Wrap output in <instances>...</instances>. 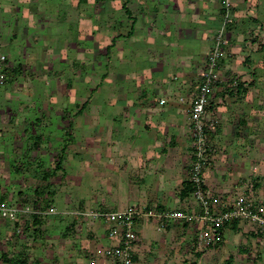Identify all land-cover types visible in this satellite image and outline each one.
Returning a JSON list of instances; mask_svg holds the SVG:
<instances>
[{
	"label": "crops",
	"instance_id": "0c3cea01",
	"mask_svg": "<svg viewBox=\"0 0 264 264\" xmlns=\"http://www.w3.org/2000/svg\"><path fill=\"white\" fill-rule=\"evenodd\" d=\"M241 1L242 7L239 6ZM65 3L69 6L66 8V23L72 22L75 14L80 15L86 5L84 1L76 6L73 0H66ZM109 3L114 7L105 3L107 13L103 16L104 27L100 26L102 29L99 27L97 33V45L102 52L113 50V59L107 64L113 62L114 69L99 68L97 83L91 87L90 76L68 70L71 58L90 51L80 40V35L76 34V40L74 35H70L68 52L63 53L62 49L55 47L50 49L51 38L56 35L52 31L55 28L61 30L64 21L51 17L39 20L36 10L25 13V7L14 3L5 10L2 6L8 5L0 0V47L10 50L11 46H22L20 53L13 54L16 62L3 53L7 60L1 65L6 72H10V79L0 90V131L3 132L0 136L5 148H9V140L14 143L13 158L18 159L19 164L23 162L18 171L22 173L21 170L28 169V175L18 174V183L13 184L18 186L16 193L10 191L5 199L24 202L28 196L44 192L36 198L49 199V207L54 206L59 213L44 219L52 230L42 236L41 241L36 243L39 247L32 251H36V255L44 252L40 259L50 252L52 261L58 264H81L85 262L84 255L94 260L111 243L104 222L78 218L72 212L88 207L121 209L134 205L168 210V207L183 206L192 197L191 194L182 198L180 194L184 183L190 179L192 158L189 94L197 90L202 70L191 54L193 48L204 47L199 55L204 58L205 49L219 30L218 23L224 12L222 2L128 0L125 3V0H110ZM231 3L235 16L264 18V0H231ZM110 13L113 14L112 20ZM243 17L236 19V29L246 26ZM12 18L15 20L12 21ZM22 20L25 21L23 25L17 24ZM257 25H260L259 34L264 35V25L258 21L255 25H247L245 30L250 37L246 36L245 43H242L245 51L250 49L249 42L258 44L251 37L258 30ZM86 38L94 42V36L87 35ZM204 40L207 41L205 46L202 45ZM248 56L251 59L250 53ZM189 60L192 64L190 68L187 67ZM223 63L242 70V65L234 58H225ZM59 66L63 70L58 76L55 69ZM79 77L82 81L77 80ZM219 83L215 92L217 100L211 101L215 104L212 114L220 118L219 137L226 136L227 143L242 142L248 135L241 132L249 133L256 127L253 124L255 107L248 95L254 88L251 81L243 82L244 92L237 93L236 90L225 91L223 82ZM75 84L80 85L79 93H75ZM24 87L27 90L22 93L28 99L21 100L14 93ZM95 88L101 103L88 104L83 95ZM150 91L160 96L158 103L156 99H150L153 94ZM74 110L77 111L75 116L70 114ZM84 110L92 113L90 115L96 120L101 119L96 125L97 130L93 129V120L91 124L88 119L75 120L83 116ZM56 120L59 122L55 124ZM89 124L92 125L90 130L86 128ZM257 127L261 129V126ZM56 143H61V147H56ZM81 150L91 155V164L84 159ZM23 165L28 166L24 168ZM223 165L219 168L223 172L215 174L212 170L211 177L204 173L207 186L214 187L216 191L240 189L245 181L240 185L237 179L247 175L244 174L246 163L240 158L233 165ZM70 169L72 172L69 173ZM233 175L238 177L232 178ZM26 179L32 180V184ZM262 182L259 180L255 184L257 187L258 183L259 199L264 201ZM82 187L88 188L89 193L81 194ZM31 189L33 194L26 192L27 195L21 196L22 192ZM29 202L32 200L25 203ZM142 220L139 219L136 224L137 232L141 234L136 264H183L181 261L184 260L179 257H182L184 248L179 245L185 243V238L191 243L189 252L198 258L191 264L208 261L205 256L211 254V250L207 253L197 250L194 244L196 235L194 241L188 239L191 227L194 226L196 231V225L178 222L173 225L182 224L187 227L186 231H182L181 226L179 229L170 225L159 232L156 224L152 226L146 221L144 223V218ZM47 223L43 225L45 228ZM10 225L14 228V224ZM247 226L251 223L236 220L229 223L224 232L238 230L242 233L247 231ZM174 236L180 237V241L170 246V239ZM163 245L170 247L165 246L164 250Z\"/></svg>",
	"mask_w": 264,
	"mask_h": 264
},
{
	"label": "rangeland",
	"instance_id": "374dc122",
	"mask_svg": "<svg viewBox=\"0 0 264 264\" xmlns=\"http://www.w3.org/2000/svg\"><path fill=\"white\" fill-rule=\"evenodd\" d=\"M65 1L66 0H21V1L20 0H9V1L3 0L4 4H7L8 6H2V9L4 8L5 10H7L6 7H12L13 3H14L15 5L18 4V5H21L22 7H25V13H29L32 9L36 10V14H37L36 18H38L39 20H45L46 18L51 17L54 19H60V20L64 21L65 23L63 22L64 24H63L61 30L59 28L53 29L52 34H56V35L51 38L52 43H51L50 49H53L55 47L59 50L62 49L63 53L68 52L69 49H68L67 45H70V44H68V42H71L70 35L71 34L74 35V40L77 39L76 34L80 35V40H83L86 43L85 45L88 46V50H90V51H89V53L86 52V53H78V54H76V52H74L73 56L75 54H76V56L73 59L71 58V67L68 70H69V72L71 70H73L74 74L80 73L83 76H90L91 77L90 86L94 87L95 84L97 83V72H98L99 68L102 67L103 70H105L107 67L108 71H113V69H114L113 62H111V64H107L109 62V60L113 59V53H112L113 50H110V51L106 50V51L102 52L98 49V45H97V33H98L100 26L102 28L104 27L102 25V23H103L105 14L107 13V8H106L105 3H107V5L110 6L111 8L114 7V5L109 3L110 0H73V3L75 6L78 3L80 4L81 1H84V3H86V5L84 4L85 8H84V10H82L83 12L81 11L82 13L80 15L75 14L74 20L72 22L68 21L69 23H66V21H65V20H67L66 8L69 6L66 5ZM127 1L128 0H125V3ZM242 2L243 1H241L240 2L241 5H239L241 7L243 6ZM54 3L56 4V6H54ZM23 4H26V5H23ZM54 7L58 8V9H56V8L54 9ZM2 9H0V11ZM37 9H38V11H37ZM239 10H241V9L239 8ZM102 11H104V12H102ZM237 11H238V8H237ZM232 14H234L233 10H232ZM223 15H224V12H223ZM109 16H110V19L112 20L113 14L110 13ZM232 17H233V22L227 24V26H226V29H227L226 33H228L227 37L230 39V44L224 48L225 53L221 59L220 68H219V73H220L219 81L216 83L214 90L211 93L210 101H209L208 106H207V109H208L207 118L209 120L214 119L216 121V124H217L216 132L214 135L211 136L213 139V143L215 144L216 153L211 157L212 160H211L210 167L207 166L204 170V173H206L207 177L208 176L211 177L213 174L212 170L215 171L214 172L215 174L219 173V171L223 172L222 169H219L223 163H224L223 166L229 165V163L231 165H233V162H235V161H237V159L241 158L246 163V165H245L246 166L245 167L246 173L244 172V174H247V175L246 176L243 175L237 179L240 181V182L238 181L240 183V185L244 181H248V180H252V179H254L253 181L255 183L259 180H263L262 183L264 184V95H263L264 94V48H261V44H253L255 42L252 43V42H249V40H248V42H249L248 47L250 49L248 51H245L242 47V43L243 42L245 43V40H246L245 37L249 36L247 34V29L245 30V27L247 25L249 26L251 23H254V25H255V23H257V21L259 24L264 25V18L259 17V16L254 17V18H252V17L247 18V17H243L240 15L239 16L233 15ZM242 17L244 18V22L246 23V26L242 27L240 29H236L235 28V26L237 24L236 19L237 18L240 19ZM220 18L221 19L218 23L219 29L222 27V24L224 21V18L222 17V15ZM11 20L14 21L15 18H12ZM24 23H25V21L22 20V21L18 22L17 24L23 25ZM25 27L27 28V25ZM101 27H100V29H102ZM256 28L258 29V30H256L258 37H255L254 39H256V41L264 40V35L262 36L261 34H259L260 25H257ZM110 32H112V31H110ZM87 35H89L91 37L94 36V42L92 41V39H87L86 38ZM251 37H252V35H251ZM78 43L79 42H77V44ZM206 44H207V41L204 40L202 42V45L205 46ZM11 47L12 48L10 50L4 48L3 49L4 52H2V53H6L7 55H10V60L13 62H16L13 54L15 55L16 53H20L22 51V46L20 45V46H16V47H14V46H11ZM202 49H204V47L201 48L200 46H197V47L193 48V51L191 54V58H192V56H194L195 60H197L196 62L199 63L198 65L201 69H203L204 65H205V59L203 58V56L202 57L199 56L200 50H202ZM45 50H46V48H45ZM99 51H100V53H99ZM248 53L251 54V59H249L250 56H248ZM61 56H62V54H61ZM225 58H234L235 60H237L238 63H240L239 65H242V67H241L242 70L239 71L235 67L232 68L230 65L224 64L223 60ZM56 63L57 62L55 61L54 64L56 65ZM187 67H189V68L192 67L190 60L187 63ZM56 68L57 69H55V73H56V75L59 76L60 72H62L63 69H61V66L56 67ZM230 70H233V72ZM4 71L6 72V70H4ZM228 71L232 72V73L228 74L229 73ZM254 71H255V73H254ZM9 73L10 72L5 73L7 81H9V79H10ZM232 74H235V76L234 75L232 76ZM69 75L71 76L72 74H69ZM230 75L232 78H236L238 80V82H241V83L251 81V84L253 86L252 88H254V91H251V93H249L248 95H249V100H251L253 107H255L254 108L255 119L253 120L254 121L253 124L256 127L251 129V131L249 133H247V131L241 132L243 135H245V134L248 135V137L243 139L242 142L234 141L232 143H227V141L225 139L226 136L224 138L219 137V135H221V130H220V126H219L220 123L218 121L220 118L219 117L217 118L214 114H212L213 106H215V104L213 105L211 101L215 100L217 98V95H215L216 94L215 92H216V90H218L217 86L220 85L219 82H223L224 89H226L225 91L234 88L230 84L231 81L227 80L229 78V77L227 78V76H230ZM238 76H240V78L242 80ZM81 77H79L77 80L82 81ZM200 83H201V80L199 81V85H200ZM76 85L77 84H75V93H79L81 91L80 85H77V86ZM25 90H27V88H25V87L23 88V90L17 89V91L14 94H16V96L21 98V100L28 99L27 95L22 93ZM196 91L197 90H195L192 94H189L191 104H192V100H193V97H194V94L196 93ZM150 93H153L151 96H149L150 99L151 100L156 99V102L158 103L160 96L155 94L154 92H151V91H150ZM78 96H80V95H78ZM83 96L88 99V101H87L88 104L101 103L100 102L101 98L99 97V92H98L97 88L89 90V92L85 93ZM74 102H76V101H74ZM0 103H2L1 100H0ZM211 105H212V107H210ZM189 108L191 109V105ZM257 108H259V110H257ZM76 113H77L76 110L70 111V114H72L74 116ZM83 113H84L83 116L76 117L75 120L77 121L79 119H82V120L86 121L88 119L90 124L92 122L91 120H93V121H95L93 129L97 130L96 125L100 124L101 119L96 120V118H93L90 115L92 113H90L88 110H84ZM257 116H260V118L258 119ZM100 117H101V115H100ZM55 122L57 123L59 121L56 120V121H54V123ZM90 124H89V127L86 125V128L89 130L91 129V126H92ZM256 124H258V125H256ZM257 126H261V129L258 130ZM234 129L236 130L237 128L235 127ZM192 130H193V126H192V124H190L191 143L193 144V138H192V132L193 131ZM235 130H232V133L234 132V134H235ZM241 130H243V129H241ZM2 134H3V132L0 131V135H2ZM81 135H82V133L78 134L79 137ZM227 138H228V136H227ZM8 144H9V148H5V145L3 143V138L0 136V200L5 199V196H7V194L10 191L16 193V190H18V186H13V184H15V182L18 183V178H19L18 174H27L28 175V172H27L28 169L25 168L28 165H23L25 169L21 170L22 173L18 171V166L21 167L23 162L19 164L18 159L13 158V154L15 153L14 152L15 150H13L14 149V143L11 140H9ZM24 146L26 147V144ZM55 146L60 148L61 143H56ZM77 147H80V146H77ZM192 153H193V149L191 152V156H192ZM81 154L83 155L84 159L91 164V162H90L91 161L90 159H92L91 155L89 153L86 154L85 150H81ZM74 160H76V156H75ZM213 163H214V165L211 167V165ZM215 163H217V164H215ZM254 167H257L256 171H254ZM207 168H210V170ZM51 172H52V170H51ZM68 172L69 173L72 172V169H70ZM235 175H233L232 178H235L236 177ZM35 176H32V177H35ZM206 176L204 174L205 185H206V187H208L207 183H206L207 182ZM26 181H28V182L31 181L30 184H32V180L26 179ZM220 187L223 188L224 186H220ZM208 188H210L212 190V192L216 196H218L219 201H220V206L225 207V208L228 207L233 202V200L237 196V193H239L241 191V189L236 190V188H230L227 191H225L224 189H223V191H221V190L216 191L214 187L212 188L210 186ZM261 190H263V189H261ZM26 192L28 194H33V190L31 189V191L26 190V191L22 192L21 196H23L25 194L27 195ZM43 193L44 192L39 191V193L36 196H28L27 198H25L24 202L34 200L38 195H42ZM82 193H83V195L88 194L89 189L84 187L81 191V194ZM263 193L264 192L262 191V194ZM16 198H18V197H16ZM190 198L191 199L189 200V202H187L183 206L179 205L175 208L174 207H168L169 209L168 208L167 209L171 210V209L188 208V207H194V209L200 208L199 205L195 203L194 198L193 197H190ZM20 199L23 200L22 198H20ZM135 206H139V205H135ZM221 207H219V208H221ZM88 208L91 209L90 207H88ZM93 208H100V207H93ZM89 219L92 221L101 222L100 220H95V219H91V218H89ZM141 221H143V220L141 219ZM145 221L147 223H150L152 226L156 224V222H154L153 220H146L145 219L144 223H146ZM242 221H244V220H242ZM4 222H7V221L3 220V219L0 220V224H4ZM9 222L10 221H8L7 222L8 224L6 223V225H2L3 227H0V264H2L1 260L4 258V256H3L4 254H9V256H14L16 258H19L20 256H26V257H28V260L30 262H34L35 259H38L41 262V264H58L54 260L52 261V259H51L52 257L50 255V252H47V255H46L47 257L40 259L39 258L40 255L44 256L45 253L41 252L38 255H36V251H32L35 248L39 247V245L38 244L36 245V243L41 241L42 236L45 237L46 233H49V231L51 232L52 229L50 228L49 224L47 223L48 221H45L47 223L46 228L43 229L40 227V229L38 231L36 230V228L31 226L30 224H26L21 233H17L16 229L12 228V226L10 225V223H12V222H10V223ZM141 223H143V222H141ZM12 224H14V223H12ZM173 224L174 223L171 222V226ZM174 226L175 225H173L172 228H174ZM180 226L182 227V231H186L185 229L187 227H185L182 224L175 226V227H179V229H180ZM224 228H223L224 238H223V241L220 243V245H212V246L207 247L203 250V252H205V253H207L208 250H211V254H207L205 256V259H208V261L205 260L203 264H209V263H212V264H264V235L263 234H256L252 230V225L247 226V231L242 232V233L239 232L238 230H234V231L233 230L232 231L226 230V232H224L225 231ZM169 229H171V228H169ZM191 229H190L191 233H190L188 239L194 241L193 238L197 232V229L195 231L194 226H192ZM156 234L158 236H160V233H156ZM138 235H139V242H140L141 241V234H139V232H138ZM174 237H175L174 239L173 238L170 239V242H169L170 246H173L174 244H177L180 241V237L179 238H178V236H174ZM33 238H35V239H33ZM85 238H88V237L86 236ZM183 243L184 244L179 245V246H183V248H184V251L182 253L183 254L182 257L181 256L179 257V258L184 260L181 262L183 264H191L193 262V260L197 261L198 258L196 257V255L192 252H189L190 248H191V243L189 244V241H187L186 238L184 239ZM43 245H45V244H43ZM165 246L164 247L160 246V247H162L165 250L166 249ZM170 246H166V247H170ZM102 247H103V245H102ZM155 248H156V246H155ZM99 257H100V259L98 261ZM99 257H94L95 260H97V264H111L112 260L110 258L105 257L103 254L100 255ZM103 257H104V260H103ZM176 258H178V257H176ZM84 261L86 263L83 262L81 264H90L91 263L90 261H92V260L89 258L88 255L87 256L84 255ZM173 262H175V261L173 260ZM3 264H5V263L3 262Z\"/></svg>",
	"mask_w": 264,
	"mask_h": 264
},
{
	"label": "built area",
	"instance_id": "2783aa9c",
	"mask_svg": "<svg viewBox=\"0 0 264 264\" xmlns=\"http://www.w3.org/2000/svg\"><path fill=\"white\" fill-rule=\"evenodd\" d=\"M221 2L224 9V21L204 51L205 65L200 73L201 83L194 94L190 109V120L193 126L190 180L196 187L192 197L201 210L198 211L194 207L192 209L188 207L160 210L134 205L116 210L91 208L72 212L74 215L100 220L106 224L107 237L111 243L104 249L103 254L110 258L114 264H136L135 257L139 243L136 224L142 218L156 222V230L159 232L166 230L171 222L196 225L194 244L200 251L221 243L224 238L223 228L235 220L250 222L255 233L264 235V201L259 199L253 180L245 181L240 186L241 191L226 208L220 206L218 196L210 188H204L206 186L204 170L211 164V157L216 153L211 136L215 134L217 127L214 119L207 118V106L211 93L219 81V68L225 53L224 48L230 44L226 26L233 22L231 0H221ZM257 35L254 32V36L258 37ZM257 42L261 45L264 44V40ZM6 60L7 56L2 53L0 47V90L7 81L6 72L1 65ZM228 80L231 81L232 87L238 86L239 82L236 78L230 76ZM256 170L257 167H254V171ZM58 213L54 206L42 209L35 208L31 202L0 200V219L14 223L17 233L22 232L23 225L27 220H31L33 215L48 217ZM90 264H97V260H92Z\"/></svg>",
	"mask_w": 264,
	"mask_h": 264
},
{
	"label": "trees",
	"instance_id": "16d2710c",
	"mask_svg": "<svg viewBox=\"0 0 264 264\" xmlns=\"http://www.w3.org/2000/svg\"><path fill=\"white\" fill-rule=\"evenodd\" d=\"M251 35H252V37L254 39L255 38L254 32ZM261 48H264V44L261 45ZM230 90H234V91L236 90L237 93L244 92V90H245L244 89V83L239 82L238 86L236 88H232ZM205 187L206 186H204V188ZM257 187H258V183H257ZM195 188L196 187H195L194 183L190 179L188 181H186L184 183V188H183V190L180 193L182 198L189 197L194 192ZM31 203L34 205L35 208L45 209V208L49 207L50 200L46 199L45 197H42V198L39 197V198H35L34 200H32ZM153 208H155V207H153ZM100 209H108V208H100ZM147 209H150V207H147ZM109 210H116V209H109ZM200 210L201 209L198 208V211H200ZM74 216H76L78 218H86V217H83L82 215H78V214H76ZM46 218L47 217L41 216V215L40 216L39 215H33L31 220H27L25 222V224L23 225L22 230L24 229L26 224H30L31 226L36 228L37 231L40 229V227L45 229V227L43 225H44V222H45L44 219H46ZM185 225H188V223H185ZM216 245H220V243H218ZM3 256H4V258L1 260L2 264H3V262L5 264H41V262L38 259H35L34 262H30L28 260V257H26V256H20L19 258H16L14 256H9V254H4Z\"/></svg>",
	"mask_w": 264,
	"mask_h": 264
}]
</instances>
